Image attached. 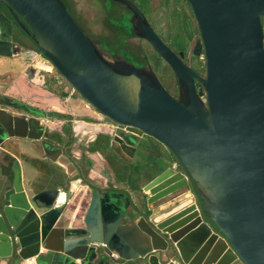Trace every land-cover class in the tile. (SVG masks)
Instances as JSON below:
<instances>
[{"label": "water", "instance_id": "1", "mask_svg": "<svg viewBox=\"0 0 264 264\" xmlns=\"http://www.w3.org/2000/svg\"><path fill=\"white\" fill-rule=\"evenodd\" d=\"M114 1L131 12L132 33L174 73L175 94L149 63L137 66L104 49L63 0H0V7L33 46L18 55L40 52L111 124L110 150L130 161L146 134L170 151L175 166L137 190L140 205L89 186L78 215V178L28 193L15 159L0 191V264H264V0H187L202 73L132 0ZM11 49L0 39V55ZM7 98L0 104L30 115L0 108V143L28 139L50 160L63 155L43 135L38 117L46 112Z\"/></svg>", "mask_w": 264, "mask_h": 264}, {"label": "crops", "instance_id": "2", "mask_svg": "<svg viewBox=\"0 0 264 264\" xmlns=\"http://www.w3.org/2000/svg\"><path fill=\"white\" fill-rule=\"evenodd\" d=\"M14 58H18L28 66L26 59H20L17 54L14 55ZM14 74L19 75L17 71L10 73L12 76ZM0 108L14 114H20V112H16L14 109L9 108V106L3 107L1 105ZM87 115L90 116L89 114ZM95 116V118L91 117L90 119L77 116L71 120L57 113H48L46 117H40L43 126V135L46 138L56 141L60 146L66 142L72 144L75 141L76 143V145L74 144L71 147V152H64L63 155H58L54 161L48 159L40 147L38 149L39 153H33L20 148L14 143L17 140L14 137H10V140L0 143V191L9 184L11 165L15 159H18L22 184L24 186L26 177L22 169L23 160L30 163V165L39 171L36 180H27L28 183L33 184L37 189H41V186H52L57 183V185H61L60 181L63 180L62 176L66 179H64L65 185L69 179L80 178V181L76 179L75 183V186H77L75 194H77L76 196H78L80 203V206L78 205L77 208L78 215L82 214V211L86 207L90 192L89 186L100 189L101 192L109 191L118 196L121 195L122 201H124L127 195L129 207L138 205L141 201L139 200L140 194L137 190L141 189L147 181L140 182L138 189L131 185L130 179L128 178V167L120 161L121 158L116 153L105 146L106 144L98 142L97 133L103 131L108 136L110 128L107 125H102V123L97 122L100 119L97 115ZM69 122H72V125ZM67 126L69 127L68 131L64 130ZM32 142L38 143V141ZM6 143L8 144L6 145ZM171 166H175V162H171ZM67 167H69V170ZM58 172H62V175L60 173L58 174ZM60 178L62 180H59ZM79 193L82 194L79 195Z\"/></svg>", "mask_w": 264, "mask_h": 264}, {"label": "rangeland", "instance_id": "3", "mask_svg": "<svg viewBox=\"0 0 264 264\" xmlns=\"http://www.w3.org/2000/svg\"><path fill=\"white\" fill-rule=\"evenodd\" d=\"M169 5L171 4L172 0H168ZM72 3V7L74 9V11L77 13V15L79 16V18L81 19V21L83 22L81 25V22L79 23L82 27L83 24L84 26L93 34L96 36L101 35V33L107 34L108 33V29L106 26V17H105V13H104V9L103 6L101 4V2L99 0H71ZM150 6L152 9V13L151 15L153 16V22H155V24H158L161 26V29L163 31V33L165 34L167 25H169L167 23L168 20V13H170V9L171 6L169 8V10H167V7L163 5L162 0H150ZM183 8H187L186 6H184ZM75 17V16H73ZM76 19V18H75ZM77 20V19H76ZM109 21L114 22V23H118L119 20H114L111 17L108 18ZM172 21V20H171ZM189 21H186V29L189 30L190 28L189 26ZM173 25V22H172ZM183 22H179V23H175L172 28V36L177 34V32L179 31L178 29L181 27L183 28ZM84 29V27H83ZM264 29V28H263ZM158 31V30H157ZM100 32V33H99ZM160 33V32H159ZM182 33V36L180 39H182L183 37L185 38L186 35ZM162 39V37H161ZM131 43L133 45H137L139 44V40L137 38H132L130 39ZM198 55L199 58L203 59V54L199 53ZM22 57H20L21 59ZM28 62L29 66L35 67L31 76H29V74L24 75L25 73V69L27 67V64H25L24 62H22L21 60H19L18 58H14L11 56H2L0 55V100L3 101L2 97L7 96L9 93L12 92L11 87H14L15 89H20V93H24V91L28 90L26 89L25 86L23 85H19L17 78L15 76L10 75V73L13 72H18L21 74H23L22 78L26 81L24 82V85H26L28 87V84L32 86V89H34L35 92H33L32 94L30 93V91H26V93H30L32 96H30L28 101H26L25 103L29 106H33V107H40L42 108L43 106H45L42 102V100H34V94L39 91L40 89L43 90V92H47L49 94L51 93H59L61 91H67L69 92L71 89L70 84L62 77V75L57 72L55 70L54 67H52V65L46 64V65H42L41 63H39L37 58H27L26 59ZM20 70V71H19ZM11 71V72H10ZM73 89V88H72ZM19 91V90H18ZM72 92V98L70 99V97L66 98V100H64L63 102H66L63 105H51L49 106L48 109L51 110H57V111H67V110H71V109H76L77 107H75L76 103L74 102H79V99L81 98L80 95L73 89ZM12 94V93H11ZM25 94V95H28ZM9 96V95H8ZM22 101V100H21ZM61 103V102H60ZM2 104H0L1 106ZM37 105V106H36ZM3 107H6L3 105ZM75 107V108H74ZM16 109V108H14ZM20 115H27L29 116L30 113H28L27 111H25L24 109L20 108ZM78 109V108H77ZM87 109H89L87 107ZM79 111V110H78ZM89 111H92L89 109ZM41 114V113H40ZM39 116V115H38ZM55 116V115H52ZM81 117L80 114L75 115L72 114L70 118V116H68L71 120H73V118L76 117ZM46 117V116H45ZM40 119V117H38ZM68 118V119H69ZM72 125V122H69ZM75 124V123H74ZM33 132V130L31 129V133ZM149 142V141H148ZM15 144H17L20 148L28 150L30 152H35V153H39L38 148H39V143H32L31 140L28 139H18L16 141H14ZM8 143H6L7 145ZM35 144V146H34ZM76 145L75 141H73V143L71 144V147H73V145ZM70 146L67 147V149L65 148V152H71V148ZM99 159V158H98ZM22 169L24 170L25 173V189L27 190L28 193H31L32 189H33V184L31 185V183H28L27 180L32 181V180H36V177L38 176V170L30 165V163L26 162V161H22ZM67 169L69 170V167H67ZM62 175V172H58V174ZM69 173V172H68ZM40 175V174H39ZM42 177V176H40ZM62 179H65L62 176ZM61 178L59 180H62ZM66 180V179H65ZM141 197L139 196V200ZM141 202H139L138 205H140ZM142 206V205H141Z\"/></svg>", "mask_w": 264, "mask_h": 264}, {"label": "flooded vegetation", "instance_id": "4", "mask_svg": "<svg viewBox=\"0 0 264 264\" xmlns=\"http://www.w3.org/2000/svg\"><path fill=\"white\" fill-rule=\"evenodd\" d=\"M107 1V0H105ZM114 1V0H112ZM133 1V0H132ZM115 2V1H114ZM134 2V1H133ZM136 5V1L134 2ZM121 6V8L124 11H128V9H126L123 5L119 4ZM138 6V5H137ZM139 7V6H138ZM140 9V8H139ZM141 10V9H140ZM0 15H2L5 19V21H7V25H5L4 23L0 22V39H7L10 40L12 43V49H11V57H14L15 54H17L18 57H20V55H18L19 53H21L22 51H26L28 49H33V46L31 45V43L23 36V34L20 32V30L15 26V24L9 20L8 16L6 15V13L2 10V8L0 7ZM131 15V12H130ZM145 15V14H144ZM146 18L148 19L149 23L151 24V26L154 28L155 32L160 36V38L162 37V40L175 52L177 53L185 62L190 63V65L193 67L194 63H195V57H199L200 55H196L194 53H196L197 51H199L196 48V42L199 38L198 32H194L193 29H196V25H195V21L194 19L191 20V27L189 29L190 32H192V36L191 38L185 42V40H178L173 41L172 37H169L166 32L165 34L163 33L161 26L158 24H155V22H153V16L151 14L145 15ZM129 22H130V16H129ZM131 25V22H130ZM169 26H167L166 31H168L167 29ZM85 30V29H84ZM158 30V31H157ZM197 30V29H196ZM160 32V33H159ZM100 33V32H99ZM107 34L101 33V35H99L100 37H106ZM91 36V35H89ZM92 37V36H91ZM93 38V37H92ZM132 38H137L139 40V44L137 45H133L130 41V39ZM184 38V37H183ZM94 39V38H93ZM95 41H97L104 49L109 50L112 53H118L119 55L123 56L126 60L134 63L137 66H142L146 63H149L152 68L154 69V71L156 72V74L158 75V77L160 78L161 82L164 84V86H166L165 83H169L171 86L173 85L175 88V92L176 93V78L174 73L172 72V70L170 69V67L167 65V63L165 61L162 60V58L157 54V52L154 50V48L152 47V45L145 39L136 36L132 33H130V35L126 36L124 38V41L126 43H124V45H122V47H120V49H118V51H114V50H110L109 47H106L104 45H102L100 42V40L94 39ZM185 42V44H183ZM36 56H34L33 58H37L39 61V63H41L42 65H46L49 64L48 60L42 55L40 54V52L36 51ZM198 53H203L202 50H200ZM27 59V58H24ZM32 66H27L25 69V74L27 75L29 72V69ZM33 70L35 67H32ZM14 76L17 78L18 84L19 85H23L25 86L30 93L32 94L34 91V89H32V86L28 84V87L26 85H24V82H26L22 76L23 74L17 75L14 74ZM13 88V89H12ZM12 89V94L9 93L7 96L2 97L3 101L7 102L9 99L7 97H11L14 98L18 101H28L30 96H32L30 93H20V89H15L14 87H11ZM19 90V91H18ZM73 89L71 87L69 93L70 95L68 96H63L61 97V92L59 93H45L43 92L42 89H40L39 91H37L34 94L33 99L34 100H42L43 104L45 106H43L42 108L40 107H36L37 109L43 110L46 112V114L50 113H57L60 114L62 116L67 117V119L69 118L68 116H71L72 114H80V116L90 119L91 117L95 118L97 114H94L93 111H89V109H87L86 104L82 101V99H79V102H74L76 103L75 107H77L76 109H69L67 111H57V110H51L48 109L50 104L51 105H63L66 102H63L64 100H66V98L70 97V99L72 98V92ZM67 92V91H66ZM28 94V95H25ZM23 96V97H22ZM73 99V98H72ZM61 102V103H60ZM55 103V104H53ZM37 106V105H36ZM74 107V108H75ZM9 108H13V107H9ZM14 109V108H13ZM16 112H20V108L14 109ZM79 110V111H78ZM87 114H89L90 116H88ZM98 116V115H97ZM99 117V116H98ZM72 118V117H70ZM69 118V119H70ZM99 122L100 124L102 123V125H107V126H111V124L107 121H104L102 118L99 117ZM102 127V126H101ZM110 128V127H108ZM103 129V128H102ZM97 139L98 142L106 144L105 146H107V148H109V140L111 139V129H110V133L108 134V136L103 132V131H99L97 133ZM146 135V134H144ZM144 135L142 137H144ZM103 136V137H102ZM141 137V138H142ZM104 138V140H103ZM106 138V139H105ZM71 147V143L70 142H66L64 143L61 148H62V152H65V148L67 149V147ZM110 149V148H109ZM162 171V170H161ZM160 172V171H159ZM159 172H157L156 174H158ZM154 174V175H156ZM153 175V176H154ZM152 176V177H153ZM151 177V178H152ZM63 185V184H62ZM136 190V189H135Z\"/></svg>", "mask_w": 264, "mask_h": 264}, {"label": "trees", "instance_id": "5", "mask_svg": "<svg viewBox=\"0 0 264 264\" xmlns=\"http://www.w3.org/2000/svg\"><path fill=\"white\" fill-rule=\"evenodd\" d=\"M103 6L105 17H106V26L108 29V35L106 37H100L93 35L83 24V27L85 31L91 35L94 39L100 40L101 44L109 47L110 50L118 51L124 43V38L131 33V25L129 22V16L130 11H124L121 6L112 0H99ZM136 1L137 5L141 9V11L145 14H151L152 9L150 6V0H133ZM66 8L71 13V15L75 16L77 21L82 25V21L77 15V13L74 11L72 7L71 0H63ZM163 5L167 7V10H169L170 6V13H168V20L167 23L169 25L167 29L168 31L166 34L169 37H172L173 41H178L182 33L186 35L185 38H182L180 40L188 41L191 36L192 32L186 29V21H189V28L191 27V20H193V16L190 10V7L188 5L187 0H172L171 4L169 5L168 0H162ZM186 6L187 8H183ZM111 17L114 20H119L118 23H114L108 20V18ZM172 20V21H171ZM183 22V28H179L177 34L172 36V28L175 23ZM262 25L264 28V17H261ZM0 22L7 25V21H5L4 17L0 15ZM173 22V25H172ZM194 32H197L196 29H193ZM185 42L183 44H185ZM195 63L193 65V68L199 72L202 73L204 69V58L201 59L199 57H195ZM166 88L172 93L175 94V88L174 86L170 85L169 83H165ZM70 95L69 92L61 91V97H65ZM66 131L69 130V127H65ZM149 141V142H148ZM120 161L129 169V175L128 178L130 179L131 185L138 189L140 187V182L148 181L151 179V177L156 174L157 172L163 170L166 167H171V162H175L172 154L170 151L162 144L160 143L156 138L150 136V135H144V137L140 138L138 141L137 147L135 149L133 158L126 162L122 159Z\"/></svg>", "mask_w": 264, "mask_h": 264}, {"label": "bare ground", "instance_id": "6", "mask_svg": "<svg viewBox=\"0 0 264 264\" xmlns=\"http://www.w3.org/2000/svg\"><path fill=\"white\" fill-rule=\"evenodd\" d=\"M62 197H63V193H61L59 199H62ZM137 239H138V241L135 243V245H136L137 247H140V246L143 244V243H142V240L140 239V237L137 238Z\"/></svg>", "mask_w": 264, "mask_h": 264}]
</instances>
